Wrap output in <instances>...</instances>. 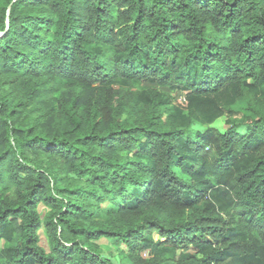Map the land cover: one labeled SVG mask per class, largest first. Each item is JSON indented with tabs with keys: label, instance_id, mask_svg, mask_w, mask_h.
I'll return each mask as SVG.
<instances>
[{
	"label": "trees",
	"instance_id": "16d2710c",
	"mask_svg": "<svg viewBox=\"0 0 264 264\" xmlns=\"http://www.w3.org/2000/svg\"><path fill=\"white\" fill-rule=\"evenodd\" d=\"M0 33V264H264V0H0Z\"/></svg>",
	"mask_w": 264,
	"mask_h": 264
},
{
	"label": "rangeland",
	"instance_id": "374dc122",
	"mask_svg": "<svg viewBox=\"0 0 264 264\" xmlns=\"http://www.w3.org/2000/svg\"><path fill=\"white\" fill-rule=\"evenodd\" d=\"M248 113L244 109V104L238 103L232 107V111L228 114H225L220 119L216 120L211 127L224 131L227 128V120L233 119V120H244L246 115ZM201 131L204 130V128H197ZM243 130V128H241ZM118 204H109L106 203L102 205L103 208H116ZM45 240H42V243L45 244ZM99 249L101 250L103 256L109 258L114 262V264H128L127 260V253L126 250L121 246L120 244H117L115 242L106 243L102 241L99 243Z\"/></svg>",
	"mask_w": 264,
	"mask_h": 264
},
{
	"label": "water",
	"instance_id": "95a60500",
	"mask_svg": "<svg viewBox=\"0 0 264 264\" xmlns=\"http://www.w3.org/2000/svg\"><path fill=\"white\" fill-rule=\"evenodd\" d=\"M7 14H8V11H7ZM2 34L0 33V36H1Z\"/></svg>",
	"mask_w": 264,
	"mask_h": 264
}]
</instances>
